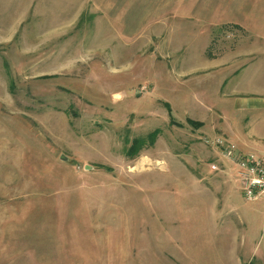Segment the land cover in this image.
I'll list each match as a JSON object with an SVG mask.
<instances>
[{
    "label": "rangeland",
    "instance_id": "rangeland-1",
    "mask_svg": "<svg viewBox=\"0 0 264 264\" xmlns=\"http://www.w3.org/2000/svg\"><path fill=\"white\" fill-rule=\"evenodd\" d=\"M182 8L0 0V264H264V200L247 201L205 142L264 156L239 140L264 123L249 109L253 55L230 52L246 37L232 25L206 50L205 22Z\"/></svg>",
    "mask_w": 264,
    "mask_h": 264
},
{
    "label": "crops",
    "instance_id": "crops-1",
    "mask_svg": "<svg viewBox=\"0 0 264 264\" xmlns=\"http://www.w3.org/2000/svg\"><path fill=\"white\" fill-rule=\"evenodd\" d=\"M203 1L204 0H182L183 14L185 16L190 14L191 17H195L200 20V23L201 21L203 23L205 22L204 27H201L207 34L206 38L210 39V43L206 45V50L211 46V31H213L214 28L232 25L234 26L233 31H243V33L246 34L244 40L237 44L236 48L230 52L252 53L253 56H250L249 58V98L252 100L251 105H249V109H251L252 112L262 113L264 110V62L255 63V61L259 60L260 57L264 55V0H220L218 2L220 9L216 10L214 13L210 9L209 4L206 2L204 5ZM227 6L229 8H226ZM129 19L130 18H127L125 14H120L112 20L118 22L136 20ZM256 56L259 57L254 58ZM218 59L220 60L221 58H217L215 60ZM231 63L232 60L229 63L224 61L217 68L230 66ZM208 119H210V116ZM194 121L202 122L204 124V128L207 126L205 124L206 122H203V120ZM262 132H264V123H262V126H256L252 123L250 131L251 138H249V135L246 138H243V136L242 138L241 136L239 137V140L242 141L241 146L243 149L257 147L256 149H260L259 151L264 152V143L257 141ZM196 181L199 183L202 182L198 179ZM222 181H225V179L223 178ZM222 187L224 188L225 186L222 185Z\"/></svg>",
    "mask_w": 264,
    "mask_h": 264
},
{
    "label": "built area",
    "instance_id": "built-area-1",
    "mask_svg": "<svg viewBox=\"0 0 264 264\" xmlns=\"http://www.w3.org/2000/svg\"><path fill=\"white\" fill-rule=\"evenodd\" d=\"M205 142L218 149L226 161L234 164L242 194L247 201L264 200V156L245 152L224 138Z\"/></svg>",
    "mask_w": 264,
    "mask_h": 264
},
{
    "label": "trees",
    "instance_id": "trees-1",
    "mask_svg": "<svg viewBox=\"0 0 264 264\" xmlns=\"http://www.w3.org/2000/svg\"><path fill=\"white\" fill-rule=\"evenodd\" d=\"M42 78H51V76H44ZM165 105H166V108L168 110V114H169V117L171 119V123H173V124L175 123L179 127L183 126L182 123H179V122H177L174 119V116H173V113H172L173 111H172V108H171L170 104L165 103ZM186 122H187L188 125H190L192 127H195L196 129H200L204 125L202 122H197V121H194L192 119H188ZM159 134H160V132L158 130H156L153 133H151L145 139H135V140H133L132 143H131V146L128 149L127 156L129 158H131V159L136 158L138 153H140L143 150L144 147L148 148L149 146L151 147V146L154 145V143L156 142V138L158 139Z\"/></svg>",
    "mask_w": 264,
    "mask_h": 264
}]
</instances>
